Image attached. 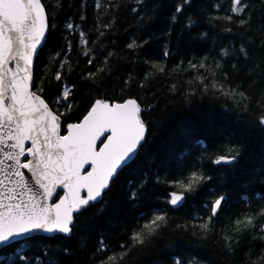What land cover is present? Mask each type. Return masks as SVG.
I'll return each instance as SVG.
<instances>
[{"label":"trees","instance_id":"1","mask_svg":"<svg viewBox=\"0 0 264 264\" xmlns=\"http://www.w3.org/2000/svg\"><path fill=\"white\" fill-rule=\"evenodd\" d=\"M42 3L49 28L35 58L33 86L60 115L62 134L97 99H136L147 131L134 159L100 199L75 215L70 235H35L4 246L0 264H102L124 251L121 245L128 254L117 264L262 261L264 217L255 228L241 226L240 231L234 221L264 208V125L259 123L264 115V0H243L248 7L240 15L231 11L232 0H99V7L98 0ZM178 6L182 11H176ZM133 42L137 46L129 47ZM201 63L204 68L190 66ZM212 80L247 99L211 89ZM234 146L239 150L234 163H214ZM193 172L210 179L184 193L185 203L172 208L173 183ZM220 196L227 200L210 231L202 233L198 225ZM158 214L166 216L164 226L133 247V232ZM225 236L231 237L228 243Z\"/></svg>","mask_w":264,"mask_h":264},{"label":"snow or ice","instance_id":"2","mask_svg":"<svg viewBox=\"0 0 264 264\" xmlns=\"http://www.w3.org/2000/svg\"><path fill=\"white\" fill-rule=\"evenodd\" d=\"M184 2L189 3L190 0ZM247 7L243 0H232L231 11L236 15L244 13ZM176 11H182V7L178 6ZM225 19L231 20L232 17ZM244 23L241 20V24ZM48 28V16L42 0H0V246H10L36 231L70 235L74 213L86 209L90 202L102 196L118 170L134 159L147 131L141 118V105L136 99L123 102L97 99L79 122L68 124L66 133L61 134L60 115L30 90L33 58L38 54ZM68 28L71 29L72 25L69 24ZM81 40L87 44L83 33ZM136 46L135 42L129 45ZM152 66L164 70L159 65ZM190 66L193 69L205 67L203 63ZM56 79H61L59 73ZM198 79L207 92L206 77ZM210 87L225 96L239 95L247 99L242 92L226 91L215 80L210 82ZM69 94L70 89L64 91L63 98L67 99ZM259 123L264 125V115L260 116ZM26 142H30L27 147ZM238 156L239 150L234 146L227 155L217 157L214 163L231 164ZM7 161L13 163L8 164ZM21 169L27 170L31 182ZM12 176L18 178L11 181L17 187L5 184ZM207 179L210 178L193 172L186 180L175 181L173 187L177 191L169 194L168 203L174 207L181 206L184 193L196 191V187ZM17 188L23 190L18 201ZM58 189L63 191V195ZM224 200L225 197L220 196L212 202L211 215L198 225L202 233L210 231L209 226ZM260 217H264V208L254 214L246 213L234 221L236 230L240 231L241 226L244 229L255 228ZM165 222V215L153 216L133 232L130 237L132 246L143 245ZM260 232L264 233V224L260 225ZM260 239L264 240V235ZM224 240L228 243L231 237L225 236ZM105 247L101 241L100 250H105ZM121 248L125 250L108 256L102 264L122 261L128 250L124 245ZM174 264L182 262L177 259ZM188 264H196V261L190 258ZM258 264H264V258Z\"/></svg>","mask_w":264,"mask_h":264},{"label":"water","instance_id":"3","mask_svg":"<svg viewBox=\"0 0 264 264\" xmlns=\"http://www.w3.org/2000/svg\"><path fill=\"white\" fill-rule=\"evenodd\" d=\"M47 32H48V30L46 31V33H45V39H46V35H47ZM45 39L42 41V43H41V45H40V47L38 48V51L40 50V48L43 46V44H44V42H45ZM37 56V55H36ZM36 56H34V58H33V65H32V69H31V72H32V81H31V91L32 92H34L35 93V95H38L41 99H43L39 94H37L36 92H35V90H34V86H33V81H34V74H33V69H34V62H35V58H36ZM13 65H14V62H13ZM10 66H12V65H10ZM44 100V99H43ZM45 101V100H44ZM45 103H47L46 101H45ZM49 106V105H48ZM49 108H50V106H49ZM51 109V108H50ZM52 110V109H51ZM53 111V110H52ZM54 112V111H53ZM55 113V112H54ZM60 122H61V125H62V119L60 118ZM61 134H62V129H61ZM143 143V142H142ZM141 143V144H142ZM30 145V142H26V147L27 146H29ZM141 146V145H140ZM140 146L138 147V150H139V148H140ZM138 150H137V152H138ZM136 152V153H137ZM0 158H2V154H0ZM28 157H25L24 159H27ZM236 161V160H235ZM234 161V162H235ZM233 162V163H234ZM6 163H8V164H12L13 162L12 161H7ZM232 164V163H231ZM121 170V169H120ZM120 170H118V172H117V174L120 172ZM21 171H24L25 172V175H26V177H28L29 178V182H31V179H30V174L27 172V170H24V169H21ZM116 174V175H117ZM115 175V176H116ZM115 176H114V178H115ZM0 178H2V177H0ZM113 178V179H114ZM16 179H18L17 177H15V176H12L11 178H10V180H6L5 181V184H6V186L7 187H17L15 184H13L11 181H14V180H16ZM112 179V180H113ZM111 183V182H110ZM106 190V189H105ZM104 190V191H105ZM58 192H59V194L60 195H63V191L62 190H57ZM21 192H23V190L22 189H19V188H17V201L19 200V199H21V196H20V193ZM9 195H11V194H9ZM81 195H86V193H81ZM184 196H185V194H184ZM225 197V200H224V202L222 203V206H221V210H222V208H223V206H224V204H225V202H226V200H227V197L226 196H224ZM23 199H27V196H23L22 197ZM100 198H98V200H99ZM8 201H6V203H7ZM185 203V199H184V202H183V204ZM182 204V205H183ZM181 205V206H182ZM170 206L172 207V208H174V209H177V208H179V207H174V206H172L171 204H170ZM220 210V211H221ZM219 211V212H220ZM218 212V213H219ZM77 213H74V217H75V215H76ZM57 234H60V233H56V234H54V235H57ZM35 235H43V236H53V235H50V234H48V233H45V232H43V231H36V232H33L32 234H31V236L30 237H32V236H35ZM60 235H64V234H60ZM27 238H29V237H25V238H22L21 240H24V239H27ZM20 240V241H21ZM14 243V242H13ZM4 246H0V249L1 248H3Z\"/></svg>","mask_w":264,"mask_h":264}]
</instances>
